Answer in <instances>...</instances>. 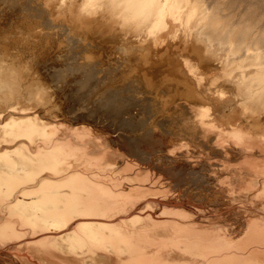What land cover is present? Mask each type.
<instances>
[{
  "label": "bare ground",
  "instance_id": "bare-ground-1",
  "mask_svg": "<svg viewBox=\"0 0 264 264\" xmlns=\"http://www.w3.org/2000/svg\"><path fill=\"white\" fill-rule=\"evenodd\" d=\"M191 1L196 0H0L28 12L10 26L0 19V246L18 248L5 250L17 264H264V0L204 2L209 8L199 10L193 29L180 27L185 31L173 44L182 50L191 46L187 56L196 68L193 61L188 65V53L181 62L178 55H169L172 41L166 40L181 15L177 9L184 6L185 16ZM189 7L188 19L194 8ZM191 20L182 21L184 27ZM52 24L69 41L65 50L48 35L42 38ZM206 38L227 46L220 50L214 43L218 51ZM107 52L113 61L99 63ZM183 67L191 69L188 75L192 69L200 73L186 77ZM74 90L79 105L69 103ZM181 98L189 107H202L195 110L194 116L201 117L192 125L184 113L194 110L181 106ZM206 100L211 108L204 109ZM135 106L136 115L130 109ZM225 108L232 116L220 120ZM79 110L85 113L77 114ZM91 118L116 122L122 129L118 138L130 150L137 143L132 135L149 140L155 125L175 146L176 160H192L183 150L193 141L202 143L207 154L214 150L219 159L197 151L207 169L197 175L195 188L200 193L201 182H207L216 196L212 207L200 208L189 197L172 193L165 182L164 188L162 182L154 185L162 188V196L145 199L148 192H158L147 183L155 171L140 173L147 157L139 162L114 149L111 153L107 144L114 138L103 133L113 126H104L99 141L89 138ZM80 122H88L87 131ZM93 131L95 136L98 130ZM114 156L121 161H113ZM111 157L125 173L134 174V183L131 177L109 184L97 177L95 169L107 166ZM160 168L164 175L171 173L167 166ZM154 177V183L160 181ZM127 193L143 198L136 201ZM119 194L129 198L121 202ZM32 197L41 201L40 215L27 213L38 207ZM17 208L41 227L23 236L20 221L28 224L26 217L19 218L17 227L12 222ZM155 208L166 216L154 219ZM3 210L13 213L4 220Z\"/></svg>",
  "mask_w": 264,
  "mask_h": 264
},
{
  "label": "rangeland",
  "instance_id": "rangeland-1",
  "mask_svg": "<svg viewBox=\"0 0 264 264\" xmlns=\"http://www.w3.org/2000/svg\"><path fill=\"white\" fill-rule=\"evenodd\" d=\"M198 0H196V1H191L190 2V4L191 5H188V6H186V8L188 7V9H186L185 8V11L189 14L191 11H187V10H190L189 8V6H191V9H192V7H194L193 9H192V14H193V12H194V15H192L191 14V19H193V20H191V22L190 23H187L186 25H187V27H184L185 26V23H186V21H188L189 19H188V14L186 15L185 14V16H183L184 15V11H182L184 8V6H181V8L179 7V10L177 9V11L178 12H180V13H178V14H181L182 15V19L179 17V16H181V15H177V18H178V20H180L179 22H178V20H177V18H176V20H174V23L172 24V28L174 27V30L172 29V31L173 32H171V34H169L168 36H167V39L166 40H169L170 38H171V41H172V44H171V49H170V47H168L169 49H168V51L169 52H171V53H169V55H174L175 57H178V58H176V59H178L179 60V62H181V59H182V61H183V58L185 57V54L186 53H188V54H186V56L187 55H189V50H191V46H189V44L187 45L188 47H189V49L187 50L186 48H183V50L182 49H180V48H182L183 46L182 45H177L178 47L180 46V48L178 49L175 45L176 44H178L176 41H178V40H180L179 38H181V36H182V34L184 33V32H182L184 29H182V31L180 32V30H181V28H187L188 29V26L189 27H191L192 29H193V22L195 21L194 19H196V17L199 15L198 13L200 12L199 10H203L204 8H206L208 5H210L211 4V2H212V0H209V1H207V0H203L202 2L201 1H198ZM241 1H243V0H241ZM197 2V3H196ZM204 2H209V3H205L204 4ZM203 3V4H202ZM197 6H199V7H197L196 8V10H195V6L196 5ZM201 4H202V6L203 7H200L201 6ZM183 8V9H182ZM198 8H201V9H198ZM207 8H209V6L207 7ZM198 9V10H197ZM198 11V12H197ZM176 12V11H175ZM183 12V13H182ZM177 13V12H176ZM197 15H196V14ZM22 14H28V12L25 10V9H23V8H20V9H17V10H13V9H11L7 4H5V3H1L0 2V19L2 20L3 18L5 19V20H8V22H7V25L8 26H10V25H13V23H15V21L22 15ZM176 15V14H175ZM196 16V17H195ZM185 17H187V18H185ZM193 17V18H192ZM183 19H185V21L183 20ZM185 22L184 23V25H183V22ZM197 21H199L198 19H197ZM189 22V21H188ZM196 22V21H195ZM178 23H182L181 25L180 24H178ZM197 24H199V22H197V23H195L194 25V28L197 26ZM180 25V26H179ZM192 25V26H191ZM183 26V27H182ZM181 27V28H180ZM176 29L178 30V31H176ZM180 29V30H179ZM186 29V30H187ZM45 31H46V34H45V36H43L42 38H44V37H46L47 35H48V37H49V39L51 40V42L53 43V44H55V43H57L58 41L60 42V46H61V44H63V49L65 48H67V46L69 45V44H67V43H69V41L67 40V38H66V36L63 34V33H61V32H59L58 31V29H57V26L55 25V24H52L51 26H49V27H45ZM185 31V30H184ZM174 32L176 33L177 32V34H176V36H175V34H174ZM182 33V34H181ZM173 34V35H172ZM181 35V36H180ZM175 37H177V38H175ZM179 37V38H178ZM172 38H173V40H172ZM175 38V39H174ZM128 39H130V40H128ZM133 39V38H132ZM131 39V37H129V38H127V41H131V43L133 42L134 43V41H135V43L137 42V41H139V40H137L135 37H134V39L132 40ZM136 39V40H135ZM176 39H178V40H176ZM174 40H175V47L173 48V44H174ZM206 40L207 41H210V43H213V44H210L209 42V44L211 45V46H214L216 43H217V46L219 47V46H221L220 47V50L221 49H223L224 47H225V45L227 46V44L226 43H224V45L223 44H221L222 43V41H221V43H220V41L218 40V39H216L217 40V42L216 41H214L215 39L214 38H210L209 40H208V38H206ZM144 41V40H143ZM218 41H219V43L221 44H218ZM141 42V41H140ZM134 43V44H135ZM138 43V42H137ZM136 43V44H137ZM141 43H143V42H141ZM147 42H145L144 44H146ZM167 43V42H166ZM215 43V44H214ZM217 46H214V47H216L215 49L216 50H218V51H220L219 49H218V47ZM185 47V46H184ZM179 50L180 52H179V54L177 53L178 51L176 50ZM64 49V50H65ZM172 49H173V52H172ZM186 49V51H184ZM181 50H182V52H181ZM175 51V52H174ZM181 54V55H180ZM111 55L112 54H110V52H107V53H105L103 56H102V58L100 59V62L99 63H108V62H112L113 60H110V57H111ZM178 55V56H177ZM182 55H183V57H182ZM153 56H154V54H153ZM190 56V55H189ZM49 57H52V54H50V56ZM155 57H157L156 55L153 57V58H155ZM185 58H187L188 59V56L187 57H185ZM33 59V57H30V53H29V60H32ZM51 58L50 59H48V62H50L51 63ZM189 61H190V59H188ZM193 61V59L189 62L190 64H188L189 66L190 65H192L193 64V66L194 65H196V63L194 64V61H193V63L191 64V62ZM47 62V63H48ZM41 63L42 62H38V65L39 66H41ZM47 63H44V64H47ZM183 63V62H182ZM183 65V64H182ZM197 66V65H196ZM190 68H192V66L190 67ZM190 68H188L189 69V71L191 72V69ZM193 68H196L195 66L193 67ZM183 71H184V75H186V77L187 76H191V74H194V72H196L197 73V71H198V73H200V70H199V68H198V70L196 69V70H194V69H192L193 71H192V73L191 74H189L188 75V73H189V71H188V69H185L184 67H183ZM194 75H196V74H194ZM201 75H205V74H201ZM189 78V77H188ZM48 78H46V80H47ZM205 79V78H204ZM219 83H221V80H219V82H218V84ZM73 87V86H72ZM76 91L74 90L72 93H70V97H69V103L71 104H74V105H79L80 103L79 102H81V100L79 99V95L77 94H74ZM72 98H73V100H72ZM78 99V100H77ZM75 100H77V101H75ZM180 100H183V102L182 101H180ZM184 101H186L187 102V100H185L184 98H181V99H179V103H181L182 102V104H181V106L183 105V107H185V106H187L188 105V102L186 103V105L184 104ZM205 104H203V107H204V109L205 108H207V107H209V108H211V105L209 104V103H207V100H206V102H204ZM207 103V104H206ZM180 105V104H179ZM190 106V105H189ZM189 106H187L188 107V111H192V108H193V113H189V112H185L184 114H186V113H188L187 115H188V118H190V120L187 118V119H185V121L187 120L188 122H189V124L190 125H192L191 123V120H193V119H197V118H199V116L201 117V115L200 114H196L197 116H194L195 114H194V112H195V110H196V112H198L199 110H201L202 109V107H201V109H199L200 107H199V104H198V109H196L197 108V106L196 105H194V106H191V107H189ZM196 106V107H195ZM200 106H202V103L200 104ZM186 108V107H185ZM184 108V109H185ZM195 108V109H194ZM131 110L133 109V111L131 112V113H134V115H136L138 112H139V110H138V108L135 106V108L134 107H132V108H130ZM187 109V108H186ZM185 109V111H187ZM135 110V111H134ZM228 110V108H225V110H223V112L222 111H219V113L221 114V116L220 117H218L220 120H222V118H224V116H228V117H230V116H232L231 114H227L226 112H228L227 111ZM81 111V112H80ZM83 110H79L78 111V113L77 114H82V113H85L84 111L82 112ZM190 111V112H191ZM226 111V112H225ZM135 112H137V113H135ZM210 112H211V109H210ZM225 112V113H224ZM199 113V112H198ZM218 113V114H219ZM229 113H230V111H229ZM189 114H192V115H189ZM224 114V115H223ZM187 115H185V118L187 117ZM212 115H213V117H217V116H214V114H212V113H208V115L207 116H210V117H212ZM189 116H191V117H189ZM206 116V117H207ZM196 117V118H195ZM209 117V118H210ZM192 118V119H191ZM226 118V117H225ZM79 121H81V120H79ZM87 121V120H86ZM91 121H93V123L92 122H89V125H91L92 127V130H91V128H90V126L88 127V129H90V131L88 130H86L85 128V125L87 124V126H88V122H80L78 125L79 126H77V124H75L76 125V127H79L80 128V125L81 126H83L82 128V130H84V131H87V132H90L92 135H90V137L89 138H91V136L93 137V140L95 139L96 141H99V139H100V137H99V139H98V136H97V134H100L101 132L103 133V130H104V128L106 127V126H109V127H111V126H113V127H111L110 128V130L109 131H105L104 133H103V135H105V136H107L106 135V133L108 134V137H110V138H114L113 139V141H111V143L110 144H107L108 146V148L110 149V151H111V153H113V149L114 150H116V152H119L120 154H125V159H128V160H132V161H141V159H143V158H145V157H147V160H146V162L145 163H143L142 164V167H141V170H140V173H141V171H142V173H143V171H145L146 173L147 172H150V171H152V170H154V171H152V172H150V173H153V175L152 176H147V180H148V178H149V180L147 181V183H148V186L150 185L151 187L152 186H154V185H156V184H158V183H160V182H162V184H160L159 186H163V184H164V182H165V184H164V186L166 185L167 187L166 188H168L169 187V185L168 184H170V186L172 185V188H171V190L173 191L172 193H174V194H178L179 196H182V197H189V200H190V202H196L197 204H199L200 205V208H202V209H206V208H208V207H212V205H210L211 204V201H213V199L214 198H216V196L215 195H211L210 193H209V190L207 189V182H201V185H202V187H199L198 189H201L202 188V191L200 192V193H197L196 191H195V188H197V184L196 183H198V180H196V178H197V175H199V174H202L203 172H205L206 173V167L204 166L205 164H206V162L203 160V158L197 153V151L198 150H204V152L207 154V152H206V150L207 149H204V147H203V145H202V143L201 144H197V143H195L193 140V144H191V143H188V146H189V148L188 149H184L183 150V152L185 153V154H188V158H190V159H192V160H190V161H179V160H176V159H174L173 157H172V153H173V151H174V149H175V146L174 145H172L171 144V142H169L168 140H166V138H165V136H164V131H162L161 129H159L157 126L158 125H155L154 126V130H156L155 132H154V130L152 129V133H153V135L150 137V139L148 140H144V139H142L138 134H135V135H132L133 137H134V139L136 140V144L133 146V148H132V150H130L129 148H128V146H127V144H126V142L123 140V139H120V138H118V136L122 133V129L120 128H118V127H116V122H114V121H111L109 124L108 123H99L98 121H96L95 120V122H94V119H92L91 118ZM183 121V120H182ZM186 121V124H188V122ZM216 121H218V120H216ZM98 122V123H97ZM67 123V122H66ZM70 123V122H69ZM68 123V124H69ZM86 123V124H85ZM95 123V124H94ZM65 124V123H64ZM68 124H67V126H68ZM71 124V123H70ZM95 126H94V125ZM96 124H98V125H96ZM108 124V125H107ZM188 124V125H189ZM70 126H72V127H75V126H73L72 124L70 125ZM98 126V128L96 129V127ZM105 126V127H104ZM102 127V128H101ZM116 127V128H115ZM115 128V130L113 131V129ZM118 128V129H117ZM156 128V129H155ZM100 129V130H99ZM93 130H95V131H99V133H98V131H97V133L95 134V136H94V131ZM119 130V131H118ZM83 131V132H84ZM94 133H93V132ZM129 132V131H128ZM90 133H86L87 135L88 134H90ZM155 133V134H154ZM87 135H85V137L87 136ZM110 135V136H109ZM112 135V136H111ZM97 136V137H96ZM88 137V136H87ZM186 138V136H184V138L183 139H185ZM98 139V140H97ZM181 138H178V140L179 141H183V140H180ZM94 140V141H95ZM196 141V140H195ZM180 147H183V146H180ZM211 151V153L209 152V154H207L206 156H207V158H209V160L211 159L212 160V158L214 157L215 159H219V158H217V157H219L218 155H214V150H212V149H210ZM131 152V155L129 154L130 152ZM213 152V153H212ZM88 155H90V153L88 154ZM94 154H92L91 153V156H93ZM212 155H214L213 157H212ZM115 158H116V156H114L113 157V159H112V157L109 159V160H107V163H104L105 165L107 164V166H103L102 165V167L104 168V170L102 169V167H100L101 169H102V171L101 172H104V173H101L99 170H101L99 167L98 168H94V166H91V168L92 169H95L96 171H97V169H99L98 170V173L95 171V174L97 175V177H98V175L100 174L101 176V179H103V177H104V181H106L107 183L109 182V183H114L115 181V183H118V181H120L121 180V182L120 183H122L123 181L124 182H126L125 180H130V177H131V182H133L134 183V179L132 180V178H134V176L132 177L131 175H134V174H131L130 173V171L128 172V173H125V172H127V169L122 165V164H120L121 162H119V161H121V160H119V158H117L116 160H119L117 163H113L112 161H111V159L113 160V161H116L115 160ZM124 159V158H123ZM114 164V166H111V164ZM112 164V165H113ZM117 164V165H116ZM111 166V167H110ZM119 166H121L120 168H123V169H121V171H119V173L120 172H124L123 174L122 173H120V175L118 174V170H119ZM123 166V167H122ZM161 166H167L168 168H169V170L171 171V173L170 174H168V175H164L165 173L163 172V170L160 168ZM90 167V166H89ZM111 169H110V168ZM112 167H114L113 169H112ZM110 169V170H109ZM111 170H113L114 172H112ZM111 171V172H110ZM100 172V173H99ZM110 173H112V174H110ZM146 173H144L143 175H140L141 177L143 176V177H146ZM150 173H147V175H149ZM121 174H122V176H124V178H123V180H122V176H121ZM126 175V177H125V175ZM105 175V176H104ZM111 175L113 176V177H111ZM129 175V176H128ZM154 176H158L157 178L160 180H158L159 182H156V183H154L152 180H154ZM162 176V177H161ZM107 177L109 178L108 179V181H107ZM99 178V177H98ZM111 178V179H110ZM113 178H115V179H113ZM140 178V177H139ZM152 178V179H151ZM163 180V181H161V179ZM205 178V177H204ZM114 181H113V180ZM138 179V178H137ZM143 180V179H145V178H140V180ZM198 179V178H197ZM110 180V181H109ZM146 180V179H145ZM145 180H143V181H140V182H144V183H146L145 182ZM137 180H136V177H135V182H136ZM138 181H139V179H138ZM153 182V184H152V182ZM155 181V180H154ZM150 182V183H149ZM108 183V184H109ZM146 183V184H147ZM158 185H157V187L156 186H154V187H152V191H153V189L155 190V187H156V190L158 191V190H160V191H162L161 189V187H159ZM164 186H163V188H164ZM155 190V192H157ZM151 192V191H150ZM150 192H148L149 193V195L150 196H148L147 197V195H148V193L147 194H145L146 195V198L145 199H149V200H151L152 198V200H155V199H157L159 196H162V193L163 192H159V195H158V192L157 193H155V192H153V193H155V194H153L152 196H151V194H150ZM124 194V193H123ZM128 194V193H127ZM127 194H125L124 196L122 195V194H119L118 195V199L121 201V202H123V198L125 197L126 198V195ZM136 194V193H135ZM121 195L123 196V197H121ZM129 195V197H131L132 198V195L133 196H135L133 193L131 194V193H129L128 194ZM144 195V196H145ZM154 195H156V196H154ZM137 196H143L142 194H139V193H137L136 194V201H137V199H138V201H140L141 199H139V198H141V197H137ZM129 197H127V198H129ZM35 198V199H34ZM126 198V199H127ZM143 198V197H142ZM191 198V199H190ZM30 200H32V203H33V206L34 207H36L37 205H38V207H36L34 210L33 209H30L29 208V206H30V204L29 203H31V201L28 203V204H26V206L27 205H29L28 206V208L30 209V211L28 210V212H27V209H26V212L30 215V213L33 211V213H34V211H36V214H38V215H40L42 212H44V209L41 207V201L39 202V198H38V200L36 199V197H32V198H29ZM126 199H124V201L126 200ZM134 200H135V198H133ZM132 199V200H133ZM34 200H37V201H35V202H33ZM129 200V199H128ZM36 202H39L38 204H36V206H35V204L34 203H36ZM31 203V204H32ZM31 207V206H30ZM33 207V208H34ZM32 208V207H31ZM37 208H38V210H37ZM20 208H17L14 212V214H16V212H17V214L19 215V216H17V214H16V218H18V219H16V220H14V218L15 217H12V218H9V220H13L12 222L14 223V226L16 225V222L18 223L19 221H20V217H24L25 215L21 212V210H24L23 208L21 209V210H19ZM41 210V211H40ZM4 211V210H3ZM2 211V212H3ZM8 211V210H7ZM19 212H20V214H19ZM23 212H25V210L23 211ZM37 212H39V213H37ZM6 213V214H5ZM9 213H13V212H6V210L4 211V213H2L3 215H4V218L2 217V219H8V214ZM23 214V215H22ZM32 214V213H31ZM35 214V213H34ZM34 214L32 215V217L34 216ZM11 216V215H10ZM13 216V215H12ZM153 216V218L155 219V218H158V217H163V216H166V214H160V209H154V215H152ZM23 217H22V219H23ZM26 217V219H27V223L28 224H26V223H24V221H26V220H22V221H20V222H22V224H25L24 226L22 225V227H25V230L20 226L21 224H20V222L18 223V224H20L18 227L19 228H22L23 229V231L21 230V233L23 234V236H24V233H31V231L33 230V228H40L41 226H37V224H36V221L34 222V218L32 219V220H30V222H28L29 220L28 219H30V217L31 216H29V218H27L28 216L26 215L25 216ZM24 217V218H25ZM20 218V219H19ZM36 220H37V218H35ZM38 219H40V218H38ZM19 220V221H18ZM41 220V219H40ZM15 221V222H14ZM33 222V223H32ZM35 223V224H34ZM32 224V225H31ZM27 225H30L31 226V228L32 229H28V227L30 228V226H27ZM34 225V226H33ZM13 226V227H14ZM36 226V227H35ZM50 226V228L52 227V225H49ZM16 227H17V225H16ZM16 227H14V228H16ZM27 228V229H26ZM28 230V231H27ZM26 231V232H25ZM21 234V235H22ZM22 236V237H23ZM8 245L10 246H8L7 247V243H5L3 246H2V248H1V246H0V258L3 260L2 262H0L1 264H17L16 263V261H17V259L15 258V257H13L12 255H10V254H8V253H6L5 252V250H9V248H11L10 250V252H12V251H16V249H17V251H19L18 250V248H16L15 246L13 247H11V244L10 243H8ZM6 246V247H5ZM4 248V249H3ZM8 248V249H7Z\"/></svg>",
  "mask_w": 264,
  "mask_h": 264
},
{
  "label": "snow or ice",
  "instance_id": "snow-or-ice-1",
  "mask_svg": "<svg viewBox=\"0 0 264 264\" xmlns=\"http://www.w3.org/2000/svg\"><path fill=\"white\" fill-rule=\"evenodd\" d=\"M125 103H130V101L126 98ZM145 123V121H142L141 124ZM150 132V130H149Z\"/></svg>",
  "mask_w": 264,
  "mask_h": 264
}]
</instances>
